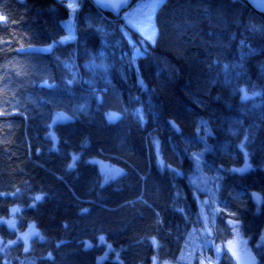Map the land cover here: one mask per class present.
I'll list each match as a JSON object with an SVG mask.
<instances>
[{
	"label": "trees",
	"instance_id": "1",
	"mask_svg": "<svg viewBox=\"0 0 264 264\" xmlns=\"http://www.w3.org/2000/svg\"><path fill=\"white\" fill-rule=\"evenodd\" d=\"M123 13L62 43L64 1L0 0V264H239L233 224L264 264V13L164 0L154 43Z\"/></svg>",
	"mask_w": 264,
	"mask_h": 264
},
{
	"label": "rangeland",
	"instance_id": "2",
	"mask_svg": "<svg viewBox=\"0 0 264 264\" xmlns=\"http://www.w3.org/2000/svg\"><path fill=\"white\" fill-rule=\"evenodd\" d=\"M64 1L65 4L70 9V16L65 20V28L66 33L59 38V42L65 43L68 41H73L77 37V13L80 8V2L82 0H60ZM164 0H136L134 4L130 6L124 13L123 17L127 24L132 27L134 30L138 31L142 34L144 38H146L149 42L154 43L157 37V27L155 23V15L158 7ZM71 5V7L69 6ZM53 45V44H52ZM31 47V49L38 50H50L52 47ZM143 53V50L140 47L136 48V55H140ZM248 94L246 93V89H242V97L246 98ZM118 117V114L115 112H111L109 114L110 119H115ZM68 114L64 112H57L53 117V123L56 121H65L68 120ZM104 168L105 178L104 181H108L111 178L116 177L121 173V170L113 165L108 163L101 164ZM207 200L201 202V207L203 210V217L205 221L206 231L211 233L212 227L210 223V212L206 208ZM18 206H14L11 208V212L15 214L19 211ZM8 225L12 228L15 227L16 222L14 218L9 220H5ZM234 226V236L232 239L226 242V244H218L217 245V255L220 256L224 249L228 250L238 261L239 264H256V259L253 253L250 250V246L248 241L242 237V235L238 232L235 224ZM38 234L37 229L34 224H31L27 231L21 235L22 240L29 245L30 240ZM264 244V231L262 237L260 239V244ZM200 264H209L204 259L201 260Z\"/></svg>",
	"mask_w": 264,
	"mask_h": 264
},
{
	"label": "water",
	"instance_id": "3",
	"mask_svg": "<svg viewBox=\"0 0 264 264\" xmlns=\"http://www.w3.org/2000/svg\"><path fill=\"white\" fill-rule=\"evenodd\" d=\"M99 8L109 11L115 16H120L125 10L130 8L135 0H92ZM250 5L264 13V0H246Z\"/></svg>",
	"mask_w": 264,
	"mask_h": 264
},
{
	"label": "snow or ice",
	"instance_id": "4",
	"mask_svg": "<svg viewBox=\"0 0 264 264\" xmlns=\"http://www.w3.org/2000/svg\"><path fill=\"white\" fill-rule=\"evenodd\" d=\"M71 7V5H69ZM0 19H4L3 17H0Z\"/></svg>",
	"mask_w": 264,
	"mask_h": 264
}]
</instances>
